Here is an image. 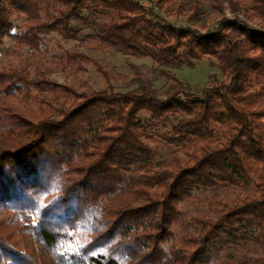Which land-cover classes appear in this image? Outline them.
<instances>
[{"label": "trees", "instance_id": "obj_1", "mask_svg": "<svg viewBox=\"0 0 264 264\" xmlns=\"http://www.w3.org/2000/svg\"><path fill=\"white\" fill-rule=\"evenodd\" d=\"M53 1L43 16L39 0H0V264H219L244 244L263 254L235 264H264V26L248 21L264 24V0H209L223 17L208 31L155 10L179 0ZM13 18L24 22L16 33ZM91 21L100 49L148 58L172 85L160 95L131 63L127 90H117L114 74L79 48L60 56L68 82L52 81L37 59L47 37L77 40V23ZM6 38L31 57L3 62ZM204 58L224 80L199 89L170 70ZM89 65L104 91L84 80ZM144 114L184 116L162 135L176 148L168 162ZM243 187L254 192L219 203V218L185 223L180 205L198 191Z\"/></svg>", "mask_w": 264, "mask_h": 264}, {"label": "rangeland", "instance_id": "obj_2", "mask_svg": "<svg viewBox=\"0 0 264 264\" xmlns=\"http://www.w3.org/2000/svg\"><path fill=\"white\" fill-rule=\"evenodd\" d=\"M42 4L45 16V12H52L56 3L53 0H39ZM141 3L147 8H150L151 4L147 0H141ZM178 4H181L184 8V12L177 16L175 15V8ZM196 4L200 5V13L195 14L190 10L191 7ZM159 14L163 16L165 20L169 23H174L181 27L192 26L198 29H203L204 31L213 30L216 27V22L223 17L221 14L214 13L210 7L209 0H179L178 3H173L169 5L166 9H155ZM224 16L227 18H233L234 14L230 11V8L225 6ZM241 18L247 19L248 12L242 10L237 14ZM249 23L255 27H262L260 21H252L248 19ZM15 24L14 33L23 27V20L19 18H13ZM91 21L90 23H77L79 29H81V34L77 40L65 41L59 38L57 35H51L47 37L46 43L43 45L42 52L38 55V60L42 62L49 70V78L56 83H66L65 74L61 71L60 56L65 52H71L75 48H79L82 52L90 55L93 59L99 62L101 65H105L110 72H112L116 78L114 86L117 90L125 91L127 90L124 85V81L121 76H131L130 71L131 63L136 64L144 72L147 81L154 87L155 90L161 95L167 88L172 85L166 77L161 73L162 66L155 64L152 60L136 59L134 57H128L121 52H115L111 49L102 47L99 48L95 35L96 27ZM2 58L3 62L12 65H18L25 58H30L31 52L29 49L18 50L14 47V42L10 38H6L2 47ZM175 73L178 78L185 84L191 85L194 88L203 89V87L215 84L217 81L224 80L223 74L217 66V62L213 58H204L200 62H195L194 66L183 65L178 68L170 69ZM88 74L84 76V80L88 81V85L91 89L97 91H104L107 89L106 82L102 76L95 71L92 65L88 66ZM119 76V77H118ZM72 83V81H69ZM184 118L183 115L169 116L162 120L160 123H154L150 120L149 115H142V125L145 128V132L149 134L153 139V148L158 156V161L168 162L171 157V153L176 150L174 146L167 144L163 139L162 135L171 131L176 123ZM254 187L249 188H228L221 190H207L198 191L193 196V199L182 202L180 207L185 213V223L189 226L191 219L196 216H202L209 214L211 218L217 219L221 215V207L219 203H231L237 198L245 199L247 194L253 193ZM196 228H192V230ZM247 254L248 257H256L262 255V251L257 250L254 245H240L237 249H227L225 251V259L220 261L219 264H235L237 261H244L243 255Z\"/></svg>", "mask_w": 264, "mask_h": 264}]
</instances>
